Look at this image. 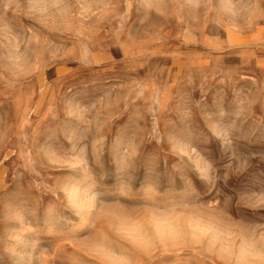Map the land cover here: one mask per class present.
<instances>
[{
  "label": "rangeland",
  "instance_id": "rangeland-1",
  "mask_svg": "<svg viewBox=\"0 0 264 264\" xmlns=\"http://www.w3.org/2000/svg\"><path fill=\"white\" fill-rule=\"evenodd\" d=\"M0 264H264V0H0Z\"/></svg>",
  "mask_w": 264,
  "mask_h": 264
}]
</instances>
